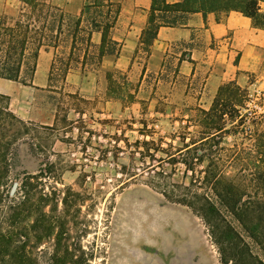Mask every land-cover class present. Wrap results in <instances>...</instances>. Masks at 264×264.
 Masks as SVG:
<instances>
[{
	"label": "rangeland",
	"instance_id": "374dc122",
	"mask_svg": "<svg viewBox=\"0 0 264 264\" xmlns=\"http://www.w3.org/2000/svg\"><path fill=\"white\" fill-rule=\"evenodd\" d=\"M84 1L53 3L77 17ZM20 8L18 0H0V16L16 17ZM53 59L54 52L43 49L27 83L0 79V113L24 122L7 128L5 190L39 175V188L51 199L40 209L44 228L51 221L54 230L35 249L39 264H54L55 252L63 258L59 264H222L210 228L191 206L203 196L217 203L203 181L207 162L195 173L182 162L195 155L187 144L202 138L198 110H210L218 93L206 89V75L192 84L151 73L144 79L141 54L133 70L105 62L98 70L74 69L66 79L56 75L50 85ZM108 74L124 86L118 98L108 96ZM246 89L249 111L260 119L264 89ZM224 138L221 146L229 151L250 149L254 140L249 131ZM220 160V172L231 175L229 157ZM29 217L31 225L36 217Z\"/></svg>",
	"mask_w": 264,
	"mask_h": 264
},
{
	"label": "trees",
	"instance_id": "16d2710c",
	"mask_svg": "<svg viewBox=\"0 0 264 264\" xmlns=\"http://www.w3.org/2000/svg\"><path fill=\"white\" fill-rule=\"evenodd\" d=\"M18 1L21 8L16 17L0 16V79L31 81L43 49L54 52L50 85L56 75L66 79L79 67L84 71L98 70L104 58L120 56L123 45L114 36L122 7L114 0H85L77 17L55 6L54 0ZM231 12L241 13L250 18L256 28L264 29V0H183L176 4L152 0L137 53L150 56L162 27L185 26L189 17L197 13L226 16ZM95 34H101L99 46L94 43ZM107 80L108 96L118 98L124 86L111 74ZM129 95L130 99L134 98ZM247 97L249 90L236 82L222 85L211 109L198 110L197 124L203 130L202 138L187 144L188 154L195 155L182 161L192 173L198 163L207 162L203 181L217 203L203 196L199 201L193 200L191 206L199 208L210 228L222 264H264V114L258 119L250 112ZM0 114L9 119L8 124L0 125V264H39L35 249L54 230L51 221L44 228L45 216L40 209L51 199L40 190L39 175L26 176L21 184L5 190L10 173L11 143L7 128H22L24 122L11 112ZM245 131L254 139L250 149L237 146L229 151L222 148L221 140L226 135L238 137ZM227 156L230 159L227 168L232 173L229 176L220 172L224 166L220 159ZM31 215L36 218L30 225L26 218ZM52 260L59 264L63 258L61 260L55 252Z\"/></svg>",
	"mask_w": 264,
	"mask_h": 264
},
{
	"label": "crops",
	"instance_id": "0c3cea01",
	"mask_svg": "<svg viewBox=\"0 0 264 264\" xmlns=\"http://www.w3.org/2000/svg\"><path fill=\"white\" fill-rule=\"evenodd\" d=\"M167 1L176 4L183 0ZM120 2L123 10L114 37L122 43V51L118 58H104L103 64L112 62L115 69L126 72L138 65L136 61L141 54L145 55L137 52L152 0ZM93 38L99 46L101 34ZM145 57L144 79L151 73L160 81L172 79L176 84L182 79L192 84L205 74L206 89L210 87L213 94L230 82L244 89H264V75L260 76L264 65V29L256 28L250 18L238 12L226 16L197 13L189 17L185 26L162 27L150 56ZM254 78L259 79L253 82Z\"/></svg>",
	"mask_w": 264,
	"mask_h": 264
}]
</instances>
